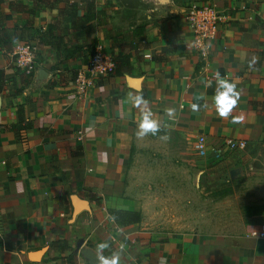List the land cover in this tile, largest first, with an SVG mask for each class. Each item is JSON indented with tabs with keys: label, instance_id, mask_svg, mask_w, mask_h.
<instances>
[{
	"label": "crops",
	"instance_id": "obj_1",
	"mask_svg": "<svg viewBox=\"0 0 264 264\" xmlns=\"http://www.w3.org/2000/svg\"><path fill=\"white\" fill-rule=\"evenodd\" d=\"M203 4L225 15L206 56L185 20ZM0 12L11 16L5 28L15 44L38 49L27 75L0 45V264H89L82 249L118 264H264V239L180 236L141 222L119 228L109 214L126 210L122 192L145 107L159 130L193 149L205 138L211 162L235 164L236 152L214 158L225 140H243L264 157V0H0ZM88 46L109 52L116 71L79 94ZM219 79L239 94L227 117L214 104ZM21 108L32 127L15 133ZM74 196L88 207L75 217ZM262 224L253 217L247 234ZM151 233L168 240L151 241Z\"/></svg>",
	"mask_w": 264,
	"mask_h": 264
},
{
	"label": "rangeland",
	"instance_id": "obj_2",
	"mask_svg": "<svg viewBox=\"0 0 264 264\" xmlns=\"http://www.w3.org/2000/svg\"><path fill=\"white\" fill-rule=\"evenodd\" d=\"M258 153H233L242 162L241 176L227 182L234 164L207 160L175 132L148 133L135 144L122 206L139 212L142 227L151 230L234 243L247 235L253 217L264 218V157Z\"/></svg>",
	"mask_w": 264,
	"mask_h": 264
},
{
	"label": "built area",
	"instance_id": "obj_3",
	"mask_svg": "<svg viewBox=\"0 0 264 264\" xmlns=\"http://www.w3.org/2000/svg\"><path fill=\"white\" fill-rule=\"evenodd\" d=\"M185 20L193 32V45L202 55L206 56L215 40L221 26L225 23V15L218 11L212 4L196 5L185 12ZM37 47L29 42H18L12 51V64L16 69L22 70L27 75L35 71ZM116 63L114 57L103 48L99 47L90 57L85 69L78 72L75 85L79 94H85L92 88L97 80L115 74ZM247 149V142L243 140H225L220 148L214 149L213 154L219 160L227 152H240ZM196 150L201 155H206L208 150L207 140L201 138L196 144ZM249 237L264 239V224L252 229Z\"/></svg>",
	"mask_w": 264,
	"mask_h": 264
},
{
	"label": "clouds",
	"instance_id": "obj_4",
	"mask_svg": "<svg viewBox=\"0 0 264 264\" xmlns=\"http://www.w3.org/2000/svg\"><path fill=\"white\" fill-rule=\"evenodd\" d=\"M239 94L235 91V85L228 82L225 79H219L217 81V91L214 96V104L217 110V113L220 117H227L231 109L237 104ZM130 99L134 102L135 106H140L142 98L140 96L132 97ZM193 109H196L198 105L193 104ZM172 109L168 110V114L171 115ZM153 113L146 107L141 109V117L137 125V137H144L148 133L156 134L159 130V122L152 118ZM238 122V121H234ZM107 245L100 244L98 245L99 249H104ZM101 264H118V257H103L99 256Z\"/></svg>",
	"mask_w": 264,
	"mask_h": 264
},
{
	"label": "trees",
	"instance_id": "obj_5",
	"mask_svg": "<svg viewBox=\"0 0 264 264\" xmlns=\"http://www.w3.org/2000/svg\"><path fill=\"white\" fill-rule=\"evenodd\" d=\"M42 1L48 2V0H42ZM61 1L68 2V0H61ZM10 19H11V16H5V15H3V13L0 12V45H2L3 48H8V50L12 49V51H13V48L16 44H15L14 40H11L10 37H8L7 30L5 28V22L10 20ZM62 43H63L62 39H59L57 44H56V48L58 50H62ZM87 49L91 53V55H90V57H91L94 54L95 50L93 49L92 46H88ZM88 63H89V60H87V64ZM115 63H116V61H115ZM21 110H22V108L20 109L19 114H20V112H22ZM31 127H32V123L27 122L24 119V117L22 116V114H20L18 123L13 125L11 127V130L15 133H19L22 130L30 129ZM234 154H239V152H236ZM232 159H233V161H235V164L232 167V169L242 166V164H241L242 162L238 158H235V159L232 158ZM231 180H232L231 176H227L226 181L230 182ZM109 214H110L111 218L113 219V221L115 222V224L119 228L132 227L134 225L139 224L142 220L141 214L137 211L110 209ZM149 236L151 238V239L149 238L151 241L166 242L168 240L167 237H163V236L156 234V233H151V234H149Z\"/></svg>",
	"mask_w": 264,
	"mask_h": 264
},
{
	"label": "water",
	"instance_id": "obj_6",
	"mask_svg": "<svg viewBox=\"0 0 264 264\" xmlns=\"http://www.w3.org/2000/svg\"><path fill=\"white\" fill-rule=\"evenodd\" d=\"M230 176L232 179H236L241 176V171L240 169H233L230 172ZM73 202L75 205V210H74V217L83 209H87L88 207L84 205V207L81 205L80 201L77 199V197H73ZM82 245V242L78 245L80 248ZM81 254L83 257L89 262V264H101V261L98 257V255L92 251L91 249H82Z\"/></svg>",
	"mask_w": 264,
	"mask_h": 264
}]
</instances>
